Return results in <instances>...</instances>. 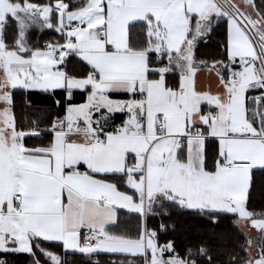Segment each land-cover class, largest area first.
Segmentation results:
<instances>
[{
    "label": "snow or ice",
    "instance_id": "1",
    "mask_svg": "<svg viewBox=\"0 0 264 264\" xmlns=\"http://www.w3.org/2000/svg\"><path fill=\"white\" fill-rule=\"evenodd\" d=\"M222 25L224 53L200 59ZM34 29L59 39L40 47ZM204 72L215 89L200 87ZM15 89L61 90L63 115L46 130L41 117L19 128ZM256 171L264 173V10L255 0H0V253L67 264L42 243L58 242L92 264H264V211L248 207ZM118 209L136 214L134 236L110 230ZM172 209L213 227L231 217L257 236L246 232L244 257L222 232L182 250L174 239L161 244ZM152 216L162 218L158 230Z\"/></svg>",
    "mask_w": 264,
    "mask_h": 264
},
{
    "label": "trees",
    "instance_id": "2",
    "mask_svg": "<svg viewBox=\"0 0 264 264\" xmlns=\"http://www.w3.org/2000/svg\"><path fill=\"white\" fill-rule=\"evenodd\" d=\"M69 3H83L84 0H67ZM257 6L264 10V0H255ZM33 38L38 46L42 43L55 41L59 39V35L54 30L44 29L43 31L34 32ZM226 42V25H222L216 30L207 44L201 43L197 56L200 59H209L212 56L220 57L224 53L223 44ZM173 79V74H169V80ZM86 93L80 90L74 95L73 102L80 103ZM61 99V90H56L55 95L39 92L38 90H13V114L16 118L19 128L27 130L32 125L33 121L41 117V130H46L49 119H54L56 115H63L62 109L58 108L54 103ZM39 110V111H38ZM211 141V139L209 138ZM47 141V135H42L39 138L26 137L25 143L29 146L39 145ZM209 155H211L213 145L211 142L207 145ZM122 190H124L122 188ZM250 210L257 213L264 211V173L256 171L254 173V184L251 193L249 205ZM172 214L169 217L163 218V222L167 224L168 230L159 232V242L165 243L167 240L174 239L177 242L178 249L189 242L197 241L209 235L212 232H222L227 238V248L230 252L238 254L241 257L247 256V252L241 250V246L246 247V240L244 232L239 226L233 227L234 218H222L221 223L215 227L210 225L206 218L196 215H190L180 212L177 209L171 210ZM119 223L117 225H110L109 228L115 233H126L134 236L136 234L137 219L136 214L128 213L125 209H118ZM162 218L159 216H152L148 218L149 228L159 229ZM172 225H175L173 229ZM256 237L257 234H251ZM45 247L59 253L62 259H65L67 264H92L85 257L79 254H72L69 252L66 256L61 245L57 242H42ZM258 254L259 249L253 250ZM222 258H227L226 256ZM0 259L9 261V264H28L30 257L25 254H5L0 253ZM101 259L107 257L101 256Z\"/></svg>",
    "mask_w": 264,
    "mask_h": 264
},
{
    "label": "crops",
    "instance_id": "3",
    "mask_svg": "<svg viewBox=\"0 0 264 264\" xmlns=\"http://www.w3.org/2000/svg\"><path fill=\"white\" fill-rule=\"evenodd\" d=\"M37 31H40L38 29H34L32 30V32L30 33V38H31V41L32 43H35V39L33 38V34L34 32H37ZM44 45L41 44L40 47H43ZM233 67L235 68H238L239 67V63L237 62V64L233 65ZM211 83L213 89L216 88L217 86V78L215 76V74L213 73L211 76L208 75L207 72H204V73H201L200 76H199V85L200 87H203V88H207L208 86V83ZM16 90V89H15ZM21 90H24V89H21ZM207 107V106H205ZM117 123H119V120L116 121ZM211 139V138H210ZM122 190V189H121ZM129 191V194H131V190H128ZM244 232H247V231H250V234H257L255 232V230H245L242 226H239ZM58 243V242H57ZM61 245V244H60ZM62 247V245H61ZM63 249V248H62ZM64 252V250H63Z\"/></svg>",
    "mask_w": 264,
    "mask_h": 264
},
{
    "label": "rangeland",
    "instance_id": "4",
    "mask_svg": "<svg viewBox=\"0 0 264 264\" xmlns=\"http://www.w3.org/2000/svg\"><path fill=\"white\" fill-rule=\"evenodd\" d=\"M235 2H236L237 4H241V5H242V0H235Z\"/></svg>",
    "mask_w": 264,
    "mask_h": 264
},
{
    "label": "built area",
    "instance_id": "5",
    "mask_svg": "<svg viewBox=\"0 0 264 264\" xmlns=\"http://www.w3.org/2000/svg\"><path fill=\"white\" fill-rule=\"evenodd\" d=\"M45 43H42V45H44ZM86 231V230H82V235H83V232Z\"/></svg>",
    "mask_w": 264,
    "mask_h": 264
}]
</instances>
